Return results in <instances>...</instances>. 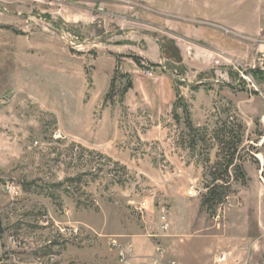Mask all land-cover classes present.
<instances>
[{
    "label": "rangeland",
    "instance_id": "1",
    "mask_svg": "<svg viewBox=\"0 0 264 264\" xmlns=\"http://www.w3.org/2000/svg\"><path fill=\"white\" fill-rule=\"evenodd\" d=\"M200 1L220 23L191 22L229 44L205 72L150 19L152 0H0V264H121L113 242L134 247L132 264H215L214 244L236 240L221 264L264 263V187L246 173L264 163V76L251 74L264 73V0ZM140 5L144 23L122 24ZM117 39L157 41L160 66L144 60L135 80ZM110 61L118 72L96 73ZM215 179L229 189L212 213Z\"/></svg>",
    "mask_w": 264,
    "mask_h": 264
},
{
    "label": "crops",
    "instance_id": "2",
    "mask_svg": "<svg viewBox=\"0 0 264 264\" xmlns=\"http://www.w3.org/2000/svg\"><path fill=\"white\" fill-rule=\"evenodd\" d=\"M152 2H153L152 4L146 6L150 12L149 15H151L149 16L150 19L151 18L153 19L154 13L157 14L158 23L161 22L162 25L161 28L168 30L179 41V45L181 46V49L183 51L185 62L189 68H194L197 70V72L207 71L213 63L212 60L216 58V54L221 53V51L225 49L223 47L229 46L227 38L224 37V34L221 30L215 28H209L202 23L198 24L196 22L195 23L191 22L192 20H195V21H201L203 23L204 22L215 23V24L220 23L219 22L220 20L216 19L215 16H213L214 13L213 10L211 11L213 13H211L206 9L205 5L203 4L204 2H201L200 0H181L178 3L177 0H152ZM133 9H134L133 11L134 17L129 18L127 16H122L123 19L122 24H125L126 21H129L130 23L133 22V24L135 25L144 23L143 19L145 17L143 16V13H146L147 9L143 10L142 5H140L139 7L138 6L134 7ZM128 10L131 9H129V7L124 6V12L126 11L128 12ZM134 30L135 32H133V34L138 35L139 31L136 29ZM124 40L125 39H117V42H123V44H120L119 47L121 48H118L114 52L116 56L135 55L143 58L146 62L150 64H157V65L162 61L160 57L161 55L160 48L157 41L154 40L145 41L148 44L147 46L148 50H144L139 46H135L137 44V41L127 42ZM124 47L128 48V50L124 51V49H122ZM149 49L151 51H149ZM225 50L227 51V49ZM229 53L231 54L230 51ZM109 63H110L108 67L109 71H106L107 69H105L104 64L101 62L97 68L96 73L99 74L100 72H102L101 74H106V75L108 72L113 73V71L116 70L118 64L115 63V61H110ZM131 64L132 65L128 66V68H124V64H122V66H120V69L126 74L133 76V78L136 80V78L139 76L141 69L138 67L137 64L135 63H131ZM222 64L224 65V63ZM214 72L216 74L220 72L223 78L224 75L230 74V71L228 72V70L224 73L223 69L222 70L217 69ZM134 87L136 86H134L133 84V88L129 91L128 96H130L132 92L135 91ZM170 89H171V93L169 92V98H170L168 100L169 102L175 100V95L174 98L172 95V91H173L172 85H170ZM228 90H231L230 86H228ZM202 93L205 94L206 92L204 90H200L199 94ZM194 108L203 111L205 113V116H207V112L211 107H210V103H206L204 107H202L199 103H197ZM259 159L261 161L263 160L262 157ZM246 173L248 175L250 184L252 186L256 188L264 187V163L256 166L246 167ZM226 216L224 218V221L219 225H217L219 228L230 227L234 225L232 222L228 221ZM255 216L256 219L253 217L254 219L253 222L256 223L257 228H259L258 229L259 234H261L264 237V206L261 207L260 212L256 213ZM173 221H174L173 218L172 219L170 218L169 222H171L170 223L171 228L174 227ZM245 221H246V225L250 227L251 218L246 217ZM241 243L244 244L243 241ZM262 243H264V241ZM238 244L239 242L237 240L230 241L226 245L221 242L215 243L214 245L217 247L218 254H215L214 257H212V260L214 258V261L216 263V261H218L222 256H224L226 262L227 256L229 255L235 256V254L238 253ZM0 258H1V253H0Z\"/></svg>",
    "mask_w": 264,
    "mask_h": 264
},
{
    "label": "trees",
    "instance_id": "3",
    "mask_svg": "<svg viewBox=\"0 0 264 264\" xmlns=\"http://www.w3.org/2000/svg\"><path fill=\"white\" fill-rule=\"evenodd\" d=\"M129 58L133 59L134 62L142 67H143V62H144V59L141 58V57H138V56H135V55H131L129 56ZM145 66V65H144ZM150 66V65H149ZM157 66H160V65H157V64H151V67L153 68H156ZM118 66L116 68V72H118ZM259 72V74H258ZM251 74L253 76V78L256 80H262L263 76H264V73H260V71L258 70H255V71H251ZM259 75H263V76H259ZM133 88V84L131 82H129V84L127 85V87H125V93H127L129 90H131ZM189 116V115H187ZM189 124H188V127L189 129H193V125L190 123L191 121H188ZM232 153L229 154V159H228V164H227V169L224 171V173L220 176H218L217 178H225L226 175L228 176L229 174V170H228V167L230 166H233L234 165V157H235V148L232 149ZM218 180L220 179H215L214 182H213V185H211L208 189V193L207 195H205L202 199V203H201V206L202 208H207L208 211L212 212V213H215L216 212V208L217 206H219L220 204H222L225 200V198L227 197V192H228V189H229V183H225L224 185H216ZM246 182V181H245Z\"/></svg>",
    "mask_w": 264,
    "mask_h": 264
},
{
    "label": "built area",
    "instance_id": "4",
    "mask_svg": "<svg viewBox=\"0 0 264 264\" xmlns=\"http://www.w3.org/2000/svg\"><path fill=\"white\" fill-rule=\"evenodd\" d=\"M245 79H247V78L245 77ZM248 81L251 82V79L248 80ZM12 189L15 190L13 187H12ZM190 195L191 196H193V195L195 196V195H197V192L196 191L191 192ZM162 224H163V229L164 230H169L171 225H170V222L167 219L166 215L162 216ZM112 244H113L114 247H117L120 250V262H121V264H132V259H133V256H134V247L131 244L126 245L125 247H122L117 242H113ZM224 260H225L224 257H221L215 264H221ZM155 264H161V263H159L157 261V262H155ZM170 264H176V263L175 262H170Z\"/></svg>",
    "mask_w": 264,
    "mask_h": 264
},
{
    "label": "bare ground",
    "instance_id": "5",
    "mask_svg": "<svg viewBox=\"0 0 264 264\" xmlns=\"http://www.w3.org/2000/svg\"><path fill=\"white\" fill-rule=\"evenodd\" d=\"M264 142V140L262 141V143ZM262 157V156H261ZM260 156H259V158H261Z\"/></svg>",
    "mask_w": 264,
    "mask_h": 264
}]
</instances>
